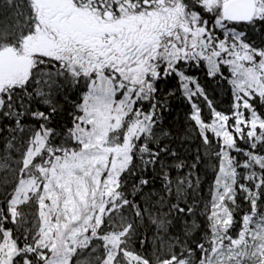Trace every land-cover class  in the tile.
Masks as SVG:
<instances>
[{
  "label": "snow or ice",
  "instance_id": "6c2138e0",
  "mask_svg": "<svg viewBox=\"0 0 264 264\" xmlns=\"http://www.w3.org/2000/svg\"><path fill=\"white\" fill-rule=\"evenodd\" d=\"M0 59L17 68L0 84V131L24 145L23 167L33 152L36 164L59 159L69 143L102 148L133 193L116 213L127 232L145 214L156 222L148 193L136 192L158 177L177 193L159 221L177 228L159 264H244L249 246L264 264V0H0ZM201 149L207 195L193 177ZM32 259L21 249L13 264Z\"/></svg>",
  "mask_w": 264,
  "mask_h": 264
},
{
  "label": "trees",
  "instance_id": "16d2710c",
  "mask_svg": "<svg viewBox=\"0 0 264 264\" xmlns=\"http://www.w3.org/2000/svg\"><path fill=\"white\" fill-rule=\"evenodd\" d=\"M16 71L17 68L10 60L0 59V84L10 83ZM2 127L3 124L0 122V128ZM7 135L6 131H0V164L8 160L12 163L14 170L0 166V264H13V260H18L21 249L24 253L32 252V264H42L36 256L38 252L46 253L50 264H105L108 242L112 241L113 237H117L118 240L114 253L108 255L107 264H113V262L114 264H143V261L135 255L137 252L147 256L152 264H159V261L170 255L172 248L169 237L177 235L176 222L173 221V226L169 227L166 224L160 225L159 221L166 219L164 213L168 211L167 205L172 203L177 195L174 188L169 196L157 177L151 189L146 188L143 193L138 191L134 194L139 200L144 193H148V201L153 205L151 215L156 218V222L150 220L145 214L142 221H137L139 227L132 234L126 231L127 220H121L116 214L120 211L118 207L120 198L125 195L131 198L133 193L130 186L118 183L114 171L118 168L119 162L114 157L105 153L108 155L105 158V164H98L97 169L94 167L96 171L91 176L90 172L84 180L87 183L83 185L85 194H92L88 209H84L77 201H74L72 205L67 204L63 194L53 189H51V196L46 198L37 197L39 189L36 192L34 190L33 193L30 191L29 196H25L24 199L21 185L26 178L31 182L34 181L35 184L43 181L42 167L43 170L50 169L46 176L49 180L54 178L58 169L55 168L54 163L49 165L47 161L51 157L54 159L55 154L36 164L33 163L36 156L33 152L27 159L28 167H23L24 145L17 139L11 141V147H9L6 143ZM20 135L17 133L18 137ZM75 147L78 148V145L69 143L67 151L59 154H72L75 152ZM183 147L188 150L181 155L190 164L195 155L194 141L189 140V143L184 144ZM200 151L201 162L194 170L193 177L195 174L201 176V189L204 190L203 194L207 195V181L212 175L211 161L209 157L203 155V149ZM98 167L105 170L100 171ZM108 174H111V180ZM49 180L47 181L51 184L55 183V179ZM192 185L182 189V197L186 195L189 202L199 199L194 179ZM91 187L93 190L90 191ZM161 197L163 200L160 199ZM161 204L164 205L163 208L160 207ZM113 205L117 207L114 209ZM85 210L87 214H84ZM74 216L78 218L77 226L82 228L68 234ZM101 220L104 222L103 225ZM5 228L12 231L5 232ZM62 233L65 237L58 240ZM100 233H104L106 239L98 238ZM145 234L147 242L143 247H137ZM67 241L69 247L60 250L62 256L56 257V247L65 246ZM190 242H192L191 239ZM125 246L129 251L123 256H118L117 253L122 252ZM252 248L253 246H249L250 255L244 264H259L257 258L251 255ZM195 259L194 255L192 264H195Z\"/></svg>",
  "mask_w": 264,
  "mask_h": 264
},
{
  "label": "rangeland",
  "instance_id": "374dc122",
  "mask_svg": "<svg viewBox=\"0 0 264 264\" xmlns=\"http://www.w3.org/2000/svg\"><path fill=\"white\" fill-rule=\"evenodd\" d=\"M75 152L72 154H59V159H56V157L53 159V157L50 158L49 165L55 164V168L58 169V172L54 175V178L48 179L46 176L48 174V170H43V167L41 169V176L43 181L37 182L35 184L34 181L27 180V178L23 182L22 187V198L25 199V196H29V192L32 191V193L39 190L37 193L42 198H46L48 196H51V189L56 190V192H61L64 197V201L67 202V204L72 205V203L75 201L80 204V206L84 207V209H88V204L91 202V193L88 195L85 194L83 190V185H86L87 183L84 182V180L87 178L88 174L90 173V176L93 174L94 171H96V167L99 165L105 164V158L108 157L109 154L107 151H105L102 148H88L87 150H81L78 148H74ZM110 157V156H109ZM45 167V166H44ZM96 169H95V168ZM100 171H104L105 169L98 167ZM116 172V171H114ZM54 174V170H53ZM55 179V183L51 184L49 181H52ZM41 185V188H40ZM20 187V186H19ZM93 190L92 187L90 191ZM70 197V198H69ZM41 202V201H40ZM43 203V202H41ZM87 203V205H86ZM86 205V206H85ZM84 214H87L86 210L84 211ZM77 220L78 218H75L70 223L68 234H71L75 230H78L82 227L77 226ZM62 237H65L64 234L58 238L61 239ZM112 241L108 242V255H112L115 251V245L117 244V237H113ZM57 240V241H58ZM68 241L65 244V246H57L55 251V256L59 257L61 255L60 250H64V248H68ZM67 253V252H66Z\"/></svg>",
  "mask_w": 264,
  "mask_h": 264
}]
</instances>
